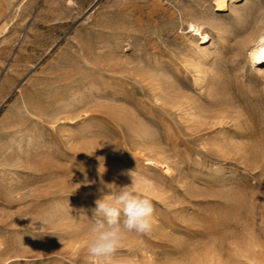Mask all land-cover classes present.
Here are the masks:
<instances>
[{
    "label": "rangeland",
    "instance_id": "obj_1",
    "mask_svg": "<svg viewBox=\"0 0 264 264\" xmlns=\"http://www.w3.org/2000/svg\"><path fill=\"white\" fill-rule=\"evenodd\" d=\"M260 2L0 0V264H90L133 180L153 227L108 264H264V79L223 32Z\"/></svg>",
    "mask_w": 264,
    "mask_h": 264
},
{
    "label": "clouds",
    "instance_id": "obj_2",
    "mask_svg": "<svg viewBox=\"0 0 264 264\" xmlns=\"http://www.w3.org/2000/svg\"><path fill=\"white\" fill-rule=\"evenodd\" d=\"M95 204L86 246L90 264H108L128 235H146L152 230L153 204L137 192L134 180L115 194L102 195Z\"/></svg>",
    "mask_w": 264,
    "mask_h": 264
},
{
    "label": "bare ground",
    "instance_id": "obj_3",
    "mask_svg": "<svg viewBox=\"0 0 264 264\" xmlns=\"http://www.w3.org/2000/svg\"><path fill=\"white\" fill-rule=\"evenodd\" d=\"M213 2L215 3L214 11L211 10L213 13L211 12L209 15V13L206 12L205 17H209L210 19H212V21H215V19H217V17L214 15L215 10L216 11L222 10V9L226 8L228 5L230 6L232 4V0H213ZM252 4L253 5L247 9H243L240 7L234 8V9L232 8L235 26L230 31L228 30V27L230 28L231 26L225 27V30L223 32L227 33L225 36H229L232 38L233 49L235 50L236 54H238V55L243 54L244 55V63H246V64H241V66L239 67L240 71H248L249 73L256 75V76H259L260 78L264 79V4H262L261 2L257 3V4H254V3H252ZM217 24L218 25H216V26L222 25L221 23H217ZM223 39H224V37H223ZM194 47L196 49L194 51V53H199L201 51L200 47L198 45H195ZM85 62H88V61L85 59ZM203 64H204V62H203ZM195 68H196L195 70L199 73L200 72L203 73L205 71L203 69H200L199 66L195 67ZM201 68H202V66H201ZM141 70L144 71V73H149V75L153 74L148 69H144V67H141ZM202 75L203 74H201V75L197 74V77L195 78V80L199 83L203 82L204 78L206 76H202ZM153 79L156 81L155 83L159 86H170L171 85V84H169V81H166V83L161 82L159 76L155 75L153 77ZM162 95L164 97H170L171 99H173L174 102L176 103V106L179 107L180 104H178V103L180 102V96H176V97L172 96L170 94L168 87H165V89L162 91ZM120 104H121V102H120ZM225 106L228 107V109L226 107L224 109L222 108V110L219 111L220 115H224V113H227L228 110H230L229 105H225Z\"/></svg>",
    "mask_w": 264,
    "mask_h": 264
}]
</instances>
